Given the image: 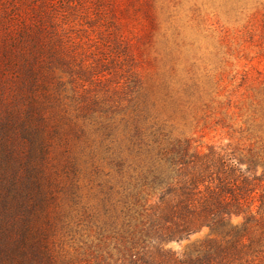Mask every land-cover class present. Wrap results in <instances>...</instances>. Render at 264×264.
<instances>
[{
    "label": "trees",
    "instance_id": "obj_1",
    "mask_svg": "<svg viewBox=\"0 0 264 264\" xmlns=\"http://www.w3.org/2000/svg\"><path fill=\"white\" fill-rule=\"evenodd\" d=\"M145 2L0 0V264H264L256 157L164 140L150 117L122 34ZM206 226L223 240L167 246Z\"/></svg>",
    "mask_w": 264,
    "mask_h": 264
},
{
    "label": "rangeland",
    "instance_id": "obj_2",
    "mask_svg": "<svg viewBox=\"0 0 264 264\" xmlns=\"http://www.w3.org/2000/svg\"><path fill=\"white\" fill-rule=\"evenodd\" d=\"M144 1L122 17V34L162 139L236 150L244 167L256 157L254 171L264 173V0ZM87 172L79 173L81 193L84 202H94ZM242 221L237 215L230 220ZM69 232L58 234L63 242L56 246L73 254L86 235ZM209 239L220 241L223 235L206 226L167 246L189 253Z\"/></svg>",
    "mask_w": 264,
    "mask_h": 264
}]
</instances>
